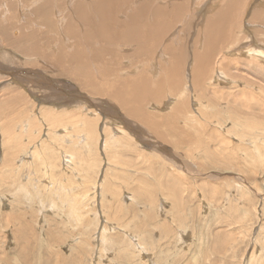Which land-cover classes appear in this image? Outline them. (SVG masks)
Returning a JSON list of instances; mask_svg holds the SVG:
<instances>
[{
    "label": "rangeland",
    "instance_id": "1",
    "mask_svg": "<svg viewBox=\"0 0 264 264\" xmlns=\"http://www.w3.org/2000/svg\"><path fill=\"white\" fill-rule=\"evenodd\" d=\"M253 50L264 0H0V264H264Z\"/></svg>",
    "mask_w": 264,
    "mask_h": 264
},
{
    "label": "bare ground",
    "instance_id": "2",
    "mask_svg": "<svg viewBox=\"0 0 264 264\" xmlns=\"http://www.w3.org/2000/svg\"><path fill=\"white\" fill-rule=\"evenodd\" d=\"M114 16V15H113ZM112 17V16H111ZM105 19V18H104ZM115 19V18H114ZM113 19V20H114ZM130 20H131V18H130ZM115 21V20H114ZM109 29V28H108ZM81 38V37H80ZM83 38V37H82ZM83 40V39H82ZM142 43V42H141ZM155 43V42H154ZM72 52V51H71ZM253 53L254 54H256V55H260L261 53L264 55V51L263 50H253ZM246 55H251V53L250 52H248V53H246ZM263 59H264V56H263ZM3 80V79H2ZM144 82H146V81H144ZM118 92V91H117ZM121 94V93H120ZM122 95V94H121ZM145 97H146V94H143L142 96H140V95H137V100L139 101V102H142V104H144V102H145ZM53 105V104H52ZM58 108V107H57ZM38 110V109H37ZM114 120V119H113ZM111 124V123H110ZM119 124H117V126H118ZM115 126V125H114ZM120 132H122L123 133V130L122 129H118ZM117 130V131H118ZM113 131V130H112ZM115 133V132H114ZM112 135H113V133H112ZM118 135V134H117ZM122 135V134H121Z\"/></svg>",
    "mask_w": 264,
    "mask_h": 264
}]
</instances>
